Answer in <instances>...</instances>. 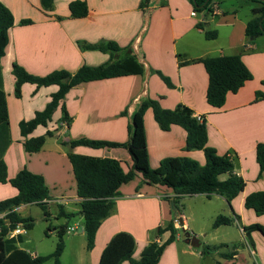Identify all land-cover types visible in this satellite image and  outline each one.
Wrapping results in <instances>:
<instances>
[{"label": "crops", "instance_id": "crops-1", "mask_svg": "<svg viewBox=\"0 0 264 264\" xmlns=\"http://www.w3.org/2000/svg\"><path fill=\"white\" fill-rule=\"evenodd\" d=\"M74 1L86 4V17H70L69 4ZM0 2L9 9L14 19V26L8 30L4 55L0 59V84L9 120L8 133L0 128V159L6 165L8 179L14 178L22 169L42 176L49 195L45 201L48 218L54 220V227L51 229L48 226V235H57L59 227L66 226L64 243L70 240L69 229L73 227L67 224L69 219L59 217L60 208L82 221L79 215L81 199L76 194L68 153L115 159L125 172L131 165L125 149L70 148L64 142L84 138L124 143L127 141L128 122L133 121L136 131L131 149L139 169H156L161 160L171 157H185L199 165L205 164L202 151L184 150L186 133L182 128L173 125L169 131H161L150 109L143 114L138 112L145 97L158 100L164 109L184 105L195 116L204 117L207 145L217 155L230 157L234 173L245 183L243 191L230 202V206L218 195L210 198L205 195L186 196L173 206L175 193L170 188L142 184L141 179L135 177L119 188L120 196L116 198L109 215L101 221L90 251H86L84 232L77 235L83 241L75 264H98L107 243L120 232L133 237L135 248L132 258L138 260L152 240L161 243L168 238L169 232H164L159 238H154V233L169 224L177 231L176 240L165 247L158 264H208L206 259L213 255L221 258L220 264H264V237L258 232L251 234L252 247L243 240L240 250L225 252L223 247L218 251H206V254L191 251L193 247L185 243L183 236L184 231L195 237L204 231L194 226L190 214L185 216L183 212V209L187 212L188 203L196 198L206 199L211 221L218 215L231 218L236 215L238 219L232 227L264 226V215L256 216L243 205L246 196L264 191V176L259 173L255 156L256 146L264 143V36L257 37L250 44L244 34L245 25L257 4L251 0H211L210 13H197L190 0H146L143 6V0H54L52 10L43 12L40 0ZM23 20H29L31 24L21 26L19 23ZM200 23L204 30L215 31L217 37L206 40L204 31L197 28ZM107 41L128 48L119 54V58L137 55L144 75L92 81L73 87L47 126L37 127L26 139L41 137L46 132H52V136L46 138L39 152L27 153L19 124L42 111L58 87L37 88L25 83L21 86L20 97H16L13 64L38 77L56 70H65L73 75L83 65L96 67L109 59L108 54L80 49L78 43ZM233 55L241 56L252 79L245 82L237 93L227 94L221 108H212L205 99L208 77L203 65L196 60ZM151 71L167 77L172 88ZM257 92L263 97L255 101ZM62 104L70 117L69 125L61 121ZM16 194L17 190L9 183H0V201ZM30 206L36 205L17 208L18 215L29 217L27 209ZM175 218L185 222L186 230L173 224ZM211 239L215 241V237ZM198 242L197 248H201L202 243ZM216 245L207 241L203 243V249ZM233 252L236 254L232 258H223V255Z\"/></svg>", "mask_w": 264, "mask_h": 264}, {"label": "trees", "instance_id": "trees-1", "mask_svg": "<svg viewBox=\"0 0 264 264\" xmlns=\"http://www.w3.org/2000/svg\"><path fill=\"white\" fill-rule=\"evenodd\" d=\"M54 0H40L43 12L52 10ZM143 0L141 6L145 4ZM195 12L210 13L209 4L211 0H190ZM257 7L252 10V17L246 23L244 34L248 43L264 36V0H251ZM70 17L81 19L87 16L88 8L83 1H74L69 4ZM61 20L60 17H57ZM21 26L31 24L29 20L19 23ZM14 26L12 13L0 2V59L4 55L5 46L8 43V30ZM197 28L204 31L206 40H214L217 37L215 31L204 30L200 23ZM82 50L99 51L109 55V59L102 65L91 67L83 65L79 70L71 75L65 70H56L46 76H34L17 64L12 66V75L15 79L14 94L20 97L21 86L25 83L35 85L37 88L57 86V91L51 96L46 107L36 112L29 121L19 124L24 150L27 153H37L45 144L47 137L52 136V132L37 138L26 139L37 127H46L51 121L52 115L65 98V95L75 86L98 80L113 79L131 75H144V68L137 55H130L119 58V54L128 48H121L112 41L99 42L96 44L78 43ZM203 65L208 77L206 89V103L215 109L221 108L227 94H235L243 87L245 82L252 79V75L243 63L240 55L217 56L198 59ZM183 64H187L183 63ZM154 72V71H151ZM169 88H172L170 80L159 72H154ZM264 85V81H262ZM261 93H255V101L262 98ZM150 109L154 121L161 131L167 132L171 126H179L186 133L185 151H202L205 164L199 165L196 161L185 157H171L161 160L156 169L142 170L137 167V158L132 152L131 146L135 140V123L128 122L127 141L116 143L109 141L79 139L67 141L63 144L70 148L83 146L91 149H125L131 159V165L125 172L118 160L110 158H98L68 153L67 157L72 168L76 183V194L81 199L79 215L82 217L83 232L86 238V251H90L94 245L95 234L115 204L116 198L120 196L119 188L135 177L141 179L142 184L160 185L170 188L175 197L172 200L173 206L186 196L205 195L210 198L212 195L223 197L230 206V202L243 191L244 181L234 173L233 161L228 156H219L216 151L207 145V130L204 117L198 121L191 109L184 105H178L174 109H164L158 100L145 97L139 106L138 112L143 114ZM61 121L70 123V117L61 105ZM8 110L5 94L0 84V128L8 133ZM256 162L260 175L264 176V143H260L255 148ZM0 183H9L17 190V194L9 199L0 201V214L5 213V221L0 220V264H43L48 259H54V264H60V257L64 250L63 236L66 234V226L58 229L59 238L55 250L46 257H31L30 253L18 249L17 243L21 242V237L7 239L9 230L22 224L26 229H31L32 220L29 217H20L17 208L25 205H36L40 207L45 220L48 218L47 204L48 189L40 175L33 174L26 169L20 170L12 179L7 178V169L4 161L0 159ZM245 209L252 210L256 216L264 215V191L251 193L245 197L243 203ZM59 217L69 219L71 216L64 213L60 208ZM238 219L224 215H218L213 223L212 229L221 226H231ZM8 223V226L6 225ZM244 240L249 247L253 246L251 234L258 232L264 237V226L252 224L241 227ZM164 232H169L168 238L161 243L152 240L141 252L140 258H132L135 248L133 237L125 232L115 234L103 249L98 264H158L163 250L167 245L176 240L177 231L172 224L154 233V238H159ZM225 245L207 246L205 251H218ZM234 249H237L234 247ZM236 253L223 255V258H232ZM219 264V263H218Z\"/></svg>", "mask_w": 264, "mask_h": 264}, {"label": "rangeland", "instance_id": "rangeland-1", "mask_svg": "<svg viewBox=\"0 0 264 264\" xmlns=\"http://www.w3.org/2000/svg\"><path fill=\"white\" fill-rule=\"evenodd\" d=\"M124 151V150H123ZM126 152V151H125ZM194 199V198H193ZM184 207V206H183ZM182 207V208H183ZM213 207H210L212 209ZM29 217L32 220L31 229H26L25 233L21 235V242L17 243L19 248L28 252L38 254L40 257H46L52 254L55 250L56 244L59 241L58 236L55 234L48 235L49 227H54V220L52 218H45L42 215V211L38 206H30L28 209ZM185 216L193 217V224L198 228H203V233L197 235L198 241L202 243L201 248L193 247L191 251L194 253L203 251V243L210 241L215 244H223L224 251H232L235 248L242 249L243 233L241 228L232 226H221L218 231H213L211 219L208 217L209 206L204 198H196L195 201L189 202L187 212L183 209ZM192 214V215H191ZM69 226L75 228L68 235L69 241H65L62 258L60 257V264H75L78 252L81 249L83 238H77V235L83 234V223L80 217L73 216L69 218L67 222ZM181 230V229H180ZM182 233V230H181ZM215 237V241L211 238ZM64 240V239H63ZM223 242V243H222ZM182 245V242L180 243ZM205 251V250H204ZM206 254V253H204ZM247 259V257H246ZM208 264H220L221 258L213 255L208 256L206 259ZM43 264H54V259H48Z\"/></svg>", "mask_w": 264, "mask_h": 264}, {"label": "built area", "instance_id": "built-area-1", "mask_svg": "<svg viewBox=\"0 0 264 264\" xmlns=\"http://www.w3.org/2000/svg\"><path fill=\"white\" fill-rule=\"evenodd\" d=\"M192 15L195 16V13H192ZM195 118L198 121L203 120V118L199 115H196ZM0 220L5 221V213L0 214ZM173 224L178 228H183L184 230H186L185 222L180 218H175L173 221ZM6 225L8 226V223ZM69 230L72 232L73 230H75V228H70ZM25 231H26V227L22 224H18L15 229L8 231L6 238L7 239H16L19 236L23 235L25 233ZM30 255L33 259L36 257L35 255H32V254H30Z\"/></svg>", "mask_w": 264, "mask_h": 264}, {"label": "water", "instance_id": "water-1", "mask_svg": "<svg viewBox=\"0 0 264 264\" xmlns=\"http://www.w3.org/2000/svg\"><path fill=\"white\" fill-rule=\"evenodd\" d=\"M183 236H184V239H185V243L189 244L191 247H198L199 246V242H198V239L191 235L190 232H183Z\"/></svg>", "mask_w": 264, "mask_h": 264}]
</instances>
